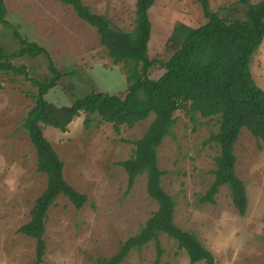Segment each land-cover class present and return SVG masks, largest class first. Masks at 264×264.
<instances>
[{
    "label": "rangeland",
    "instance_id": "374dc122",
    "mask_svg": "<svg viewBox=\"0 0 264 264\" xmlns=\"http://www.w3.org/2000/svg\"><path fill=\"white\" fill-rule=\"evenodd\" d=\"M8 26L0 22V48L7 54L22 45L17 33L37 43L50 54L63 74L46 96L58 107L72 106L93 92L125 97L129 90L122 64H115L100 43L97 30L82 21L74 9L58 0H3ZM262 0H251L257 4ZM117 28L133 31L137 0H83ZM213 12L229 22L245 19L246 7L239 0H210ZM152 24L149 57L166 62L172 53L168 41L178 24L192 28L205 25L198 0H157L149 11ZM17 32V33H16ZM28 77L0 75V264H35L37 241L18 231L32 219L37 199L47 189L45 174L38 171L37 151L24 128L27 114L35 106L38 88L32 79L52 78L48 59L18 58ZM165 73L154 66L149 77L158 80ZM251 74L264 90V41L251 62ZM176 125L158 149V166L164 190L176 202L174 222L193 233L210 251L215 264H264V143L243 129L235 144L236 174L244 182L248 208L241 216L233 205L231 191L222 187L215 204L202 203L215 180V160L220 155L211 137L219 133L220 119H202L194 126L185 112L175 114ZM86 114L74 119L66 132L44 128V135L63 161L67 182L88 197L81 210L60 196L47 213L42 264H96L99 258L117 254L122 244L138 234L158 210L147 192V175L137 177L128 189V174L120 165L135 152L154 116L133 128L121 127ZM160 264H191L185 251L167 235L160 237ZM157 246L151 242L134 250L122 264H155ZM204 264V263H201Z\"/></svg>",
    "mask_w": 264,
    "mask_h": 264
},
{
    "label": "trees",
    "instance_id": "16d2710c",
    "mask_svg": "<svg viewBox=\"0 0 264 264\" xmlns=\"http://www.w3.org/2000/svg\"><path fill=\"white\" fill-rule=\"evenodd\" d=\"M74 9L77 16L97 30L100 43L106 48L115 64H122L129 85L125 97L117 94L93 92L77 99L72 106L58 107L49 103L46 96L63 78L50 54L37 43L20 37L22 45L17 52L7 54L0 48V75L13 74L28 77L25 66L16 67L11 61L18 58L45 56L53 77L42 82L32 79L38 88L33 96L35 106L27 114L24 128L37 151L38 171L48 180L47 189L37 199L31 221L18 232L37 241L35 264L44 262L46 221L48 210L60 196L69 199L76 210L88 202L85 194L71 186L64 174V163L44 135L45 127L66 132L75 118L86 114L85 127L91 117L112 124L119 134L122 126L133 128L154 116L142 139L135 143L134 155L120 165L128 174L130 191L138 176L147 175L148 195L158 203V210L141 228L140 232L124 242L116 255L99 258L96 264H122L134 250L151 242L157 246V260L161 263L163 249L160 237L174 239L179 250L185 251L191 264H215L213 254L190 232L174 222L176 202L162 186L164 172L158 166V149L164 139L172 134L176 125L175 114L185 112L194 126L202 119H220L218 134L211 137L218 144L220 155L216 158L215 180L200 200L215 204L222 187H228L234 207L241 216L248 208L244 182L236 174L237 158L234 154L243 129L264 143V90L257 86L251 74V62L264 41V0L251 4L239 0L247 8L244 20L229 22L213 12L210 0H198L208 22L192 28L178 24L168 41V61H154L149 57L152 24L149 11L157 0H137L136 25L125 32L105 16L95 14L83 0H58ZM7 8L0 0V22L8 26ZM160 65L165 73L158 80L149 77L150 70Z\"/></svg>",
    "mask_w": 264,
    "mask_h": 264
}]
</instances>
